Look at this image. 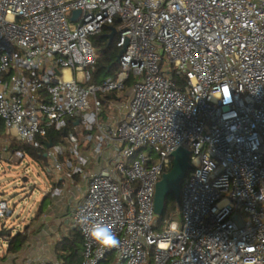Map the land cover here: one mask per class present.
<instances>
[{
  "label": "built area",
  "instance_id": "obj_1",
  "mask_svg": "<svg viewBox=\"0 0 264 264\" xmlns=\"http://www.w3.org/2000/svg\"><path fill=\"white\" fill-rule=\"evenodd\" d=\"M115 20L126 49L96 82L91 36ZM0 117L51 178L86 181L81 264H264V0H0ZM180 146L190 167L161 219ZM96 222L119 247L87 236Z\"/></svg>",
  "mask_w": 264,
  "mask_h": 264
},
{
  "label": "rangeland",
  "instance_id": "obj_2",
  "mask_svg": "<svg viewBox=\"0 0 264 264\" xmlns=\"http://www.w3.org/2000/svg\"><path fill=\"white\" fill-rule=\"evenodd\" d=\"M1 155L0 200H6L14 213L12 215L0 217V255H2L3 251L7 248L8 233L14 235L17 231L24 230L29 222L35 225L31 228L34 231H29L30 234L34 235L41 229L39 228L41 222L33 221L35 218L32 219V217L39 202L45 193L52 187L51 178L44 168L43 161L37 160L27 153H24V156L20 157L17 153L3 151ZM24 177L27 179L24 180ZM168 216L169 215H167V217ZM174 218L181 223V216L179 214ZM3 231L5 232L4 234H2ZM66 232L67 231L53 232L55 240L51 242V247H49L51 248L49 249L51 250V252L49 251L51 257L49 256V260H47L48 262L45 264L56 263V257H54V252L52 253V251L54 249L56 250L58 240L61 239ZM115 262V258L110 257L101 264H115Z\"/></svg>",
  "mask_w": 264,
  "mask_h": 264
},
{
  "label": "trees",
  "instance_id": "obj_3",
  "mask_svg": "<svg viewBox=\"0 0 264 264\" xmlns=\"http://www.w3.org/2000/svg\"><path fill=\"white\" fill-rule=\"evenodd\" d=\"M117 25V21L112 25H106L102 31L92 35V43L95 46L97 59L95 64V70L92 73V80L99 82L102 79L115 75L118 71L117 56L120 48L116 45L115 38L109 42L108 33L111 31V27ZM53 139L57 140L61 137V132L50 131ZM7 140V141H6ZM5 142H8L7 152L27 153L36 158L37 160L45 161L44 152L34 148L30 144L9 137L6 132V126L3 119L0 117V162L2 153L4 151ZM179 206V202L176 199L175 193L170 192L166 197L165 209L161 219L167 217L172 212L176 211ZM7 252L16 253L22 249L27 241V234L24 231H17L14 235L8 233ZM83 253V237L80 230L76 227L72 228L68 234L62 236L56 244V254L62 264H81Z\"/></svg>",
  "mask_w": 264,
  "mask_h": 264
},
{
  "label": "crops",
  "instance_id": "obj_4",
  "mask_svg": "<svg viewBox=\"0 0 264 264\" xmlns=\"http://www.w3.org/2000/svg\"><path fill=\"white\" fill-rule=\"evenodd\" d=\"M51 184V189L45 193L32 217V219L35 218L33 221L41 222L39 227L41 229L34 235L30 234L29 231L33 230L31 228L35 225L29 222L25 226V229L22 230L27 234V241L22 249L16 253H8L6 248L2 255H0V264H27L26 261L29 258L33 260L32 264H45L48 262L47 260H49V251L51 252V250H49L51 248L49 247H51V242L55 240L53 232L67 231L63 234L65 235L74 228L71 215L73 210L82 202L85 196L86 181L81 180L79 176H76L74 181L63 180L62 182H57L55 179L51 178ZM55 186L64 188V192L61 196L52 195L51 190ZM9 237L10 236H7V239ZM53 252L54 257H56V263H52L51 259L50 262L52 264H62L57 257L55 249L52 253Z\"/></svg>",
  "mask_w": 264,
  "mask_h": 264
},
{
  "label": "water",
  "instance_id": "obj_5",
  "mask_svg": "<svg viewBox=\"0 0 264 264\" xmlns=\"http://www.w3.org/2000/svg\"><path fill=\"white\" fill-rule=\"evenodd\" d=\"M79 10L74 12V18L79 14ZM116 33V28L111 27L110 33H108L109 42L113 40ZM126 45L119 51L117 56V61L119 60L121 54L125 51ZM47 146H52V142H48ZM46 155V154H45ZM173 156V166L169 171L163 173L162 178L157 182L156 192H155V212L162 216L165 209L166 197L170 192H174L177 201L180 200L181 192V181L186 175L190 167V151L180 146L172 152ZM27 178L24 177V180ZM5 232L3 231L2 234Z\"/></svg>",
  "mask_w": 264,
  "mask_h": 264
},
{
  "label": "clouds",
  "instance_id": "obj_6",
  "mask_svg": "<svg viewBox=\"0 0 264 264\" xmlns=\"http://www.w3.org/2000/svg\"><path fill=\"white\" fill-rule=\"evenodd\" d=\"M86 119H91L88 117ZM87 236L100 246L102 250H110L120 246L121 241L113 227L108 224L96 222L86 229Z\"/></svg>",
  "mask_w": 264,
  "mask_h": 264
},
{
  "label": "bare ground",
  "instance_id": "obj_7",
  "mask_svg": "<svg viewBox=\"0 0 264 264\" xmlns=\"http://www.w3.org/2000/svg\"><path fill=\"white\" fill-rule=\"evenodd\" d=\"M66 76L69 77V73H68V71H67V73H66Z\"/></svg>",
  "mask_w": 264,
  "mask_h": 264
}]
</instances>
